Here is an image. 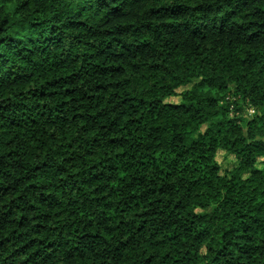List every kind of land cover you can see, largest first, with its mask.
<instances>
[{"label":"trees","instance_id":"trees-1","mask_svg":"<svg viewBox=\"0 0 264 264\" xmlns=\"http://www.w3.org/2000/svg\"><path fill=\"white\" fill-rule=\"evenodd\" d=\"M0 264H264V0H0Z\"/></svg>","mask_w":264,"mask_h":264},{"label":"rangeland","instance_id":"rangeland-1","mask_svg":"<svg viewBox=\"0 0 264 264\" xmlns=\"http://www.w3.org/2000/svg\"><path fill=\"white\" fill-rule=\"evenodd\" d=\"M181 92V90H179ZM181 98L180 97H174L171 98L168 102L170 103H178L180 102ZM239 109L240 111H237L235 113V110ZM234 113L233 115L239 116V117H245L252 119L253 117L256 116V111L251 108L249 105L246 104H241L238 107L233 106ZM219 163L222 165L223 169H230L236 165V159L232 155H227L223 152L219 154L218 157Z\"/></svg>","mask_w":264,"mask_h":264}]
</instances>
